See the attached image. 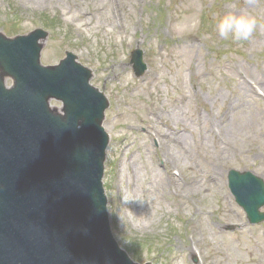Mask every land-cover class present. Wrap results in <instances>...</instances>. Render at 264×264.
Instances as JSON below:
<instances>
[{"label":"rangeland","instance_id":"1","mask_svg":"<svg viewBox=\"0 0 264 264\" xmlns=\"http://www.w3.org/2000/svg\"><path fill=\"white\" fill-rule=\"evenodd\" d=\"M111 4L0 0V32L44 28L41 63L73 51L108 97L104 186L116 239L140 264H264V222L250 224L228 186L231 169L264 179V0ZM230 13L256 19L249 41L217 36ZM137 47L148 64L140 77ZM160 133L185 134L189 153Z\"/></svg>","mask_w":264,"mask_h":264},{"label":"water","instance_id":"2","mask_svg":"<svg viewBox=\"0 0 264 264\" xmlns=\"http://www.w3.org/2000/svg\"><path fill=\"white\" fill-rule=\"evenodd\" d=\"M43 37L0 34V264H135L111 235L101 183L108 102L72 53L42 67ZM133 61L141 75L138 51ZM51 97L64 102V114L49 107ZM230 178L250 222L264 220L262 179Z\"/></svg>","mask_w":264,"mask_h":264},{"label":"clouds","instance_id":"3","mask_svg":"<svg viewBox=\"0 0 264 264\" xmlns=\"http://www.w3.org/2000/svg\"><path fill=\"white\" fill-rule=\"evenodd\" d=\"M257 27V21L249 15L227 14L219 19L216 26L217 36L222 40H231L242 44L249 41Z\"/></svg>","mask_w":264,"mask_h":264},{"label":"bare ground","instance_id":"4","mask_svg":"<svg viewBox=\"0 0 264 264\" xmlns=\"http://www.w3.org/2000/svg\"><path fill=\"white\" fill-rule=\"evenodd\" d=\"M102 2H105L106 0H101ZM110 3H114L111 4L112 6H118V0H108ZM241 87L243 88L244 86L241 84ZM247 89L249 90L248 86ZM159 120V119H158ZM209 135V134H208ZM160 140H165L164 142L167 144V147L170 148V145H177L179 146V149L181 152H179V155H187L189 152V139L185 134H181V133H165L163 135V137L161 136V133L159 134ZM171 150L167 148V156H171ZM214 178L217 179L218 175H217V171H214Z\"/></svg>","mask_w":264,"mask_h":264}]
</instances>
